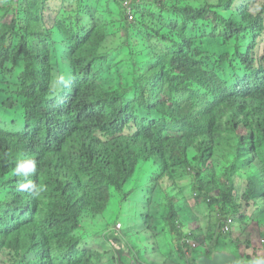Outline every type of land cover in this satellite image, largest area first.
Returning <instances> with one entry per match:
<instances>
[{"label":"trees","instance_id":"1","mask_svg":"<svg viewBox=\"0 0 264 264\" xmlns=\"http://www.w3.org/2000/svg\"><path fill=\"white\" fill-rule=\"evenodd\" d=\"M123 1L52 15L47 0H0V264H101L83 238L119 213L108 238L145 232L175 264L221 236L246 255L264 240V1L129 0L133 19ZM144 181L139 210L125 188ZM192 202L210 209V233L184 225L199 219Z\"/></svg>","mask_w":264,"mask_h":264},{"label":"rangeland","instance_id":"2","mask_svg":"<svg viewBox=\"0 0 264 264\" xmlns=\"http://www.w3.org/2000/svg\"><path fill=\"white\" fill-rule=\"evenodd\" d=\"M47 1L52 5V8H50L52 11V15H57V14L59 15L62 11V8H64V6L67 3L69 4L71 0L70 1H67V0H47ZM103 1L106 2L107 0H103ZM261 1H264V0H251L252 6H256V7L261 6V4H260ZM21 3H23V0H21ZM106 4H104V7L107 10L108 7L106 6ZM110 5L111 6L108 10L116 8L113 4L110 3ZM257 10H259V9H257ZM20 17H23L22 13L20 14ZM103 18L106 20L109 18V15L106 14V15H104V17H103V15H101V20ZM112 18H116V16L113 15ZM157 18L159 20H161L164 25L168 24V19H167L166 15H164V16L158 15ZM66 19H69V17H67ZM102 21H103V23L114 22V21H106L105 22L104 20H102ZM48 27H51V26L49 25ZM45 29H47V27H45ZM53 35L58 40L63 41V42L65 41L66 47H67V42H66V40H64V35L60 30H54ZM121 41L122 42L128 41V37H126V36L123 37ZM132 44H133L132 48H127V49L123 50V51H126V54L123 55V58H131L132 57L131 54L136 51L135 41H133ZM68 49L70 50V48H68ZM119 53H120V51L117 53V55ZM125 69L131 70L132 69L131 64H127ZM118 73H119V70L116 71L115 76H117ZM16 77H17V73H16L14 79ZM10 84L12 85L13 81H10ZM2 100H3V95L0 94V103L2 102ZM22 104H23V100H21L20 105L17 106L15 109H13L12 112L8 115V117L6 118V122L8 124L11 123L12 118L17 117L23 111ZM146 177L147 176H145V179H146ZM131 185H133V184H131ZM136 185L137 186L127 185L125 188V191H132L133 189H136V191L135 190L132 191L131 196L137 200V206H138V209L140 210V209H142L141 205L146 204L144 201H145V196L147 195V187L148 186H146L145 181H144V183H137ZM133 187H136V188H133ZM6 195H7V192L0 190V198H3ZM118 202H119V200L118 199L116 200L114 198V196H112L111 205L107 211L108 216H111V217L113 216L114 208L116 206H118ZM192 205H193V206H191L192 207V213H190V215L191 216L196 215L199 219H198V221H193V220H190V219H192V217L185 216L182 219L184 225H185L186 221L188 223H190L189 225L191 228L198 227L201 225L204 229H206V231H205L206 234L210 233V232H208L209 224H210V221L212 218L210 209L205 205L195 206L193 204V202H192ZM122 214L123 213L115 214V216L113 217V219L110 222L104 223L103 224L104 228L102 231L98 232V237L95 238L94 237V231L92 229H90L87 232V239L83 238V243L88 248H90L94 251L98 250L101 253L106 252L107 258H105L101 264H124L123 259H126L127 257H131L132 253L135 254L136 256H139L140 260L137 257L136 258L139 260V262L141 264H175V263H171V260L168 256V254L164 251V249H162L161 247H159L158 245L153 243V240L150 238V234H147L145 232H143L141 234H137L135 232L125 233V236L129 241V243L127 245H125V243L119 237L108 238L109 236L113 235L114 233L116 235L117 230H120L122 232V229L124 227L123 217L126 216L125 213L123 215ZM91 216H92L91 214L86 215V217L84 219V224L86 222H90L89 218H91ZM99 218H101V217H98L97 219H99ZM117 219H119L120 222L117 225H115L114 222H116ZM143 223H144V221H143L141 214H138L137 218H136V224H137L136 229H140V228L144 227ZM249 223L251 225L256 224L252 220H250ZM119 224H120V226H119ZM159 224H162V222H159ZM215 229H216V227H215ZM213 231H211V232H213ZM186 233H188V235H189V234H191V231L186 232ZM120 236L123 240H125L121 233H120ZM199 236L201 237V234H199ZM219 241H220V244L223 242H227L228 237L221 236ZM238 247H239V249H237V250L235 249L236 251H243V247L241 245H239ZM127 248H129V249H127ZM159 251H163L166 256L158 258L157 255H158ZM167 251L169 252L170 249L167 248ZM132 257H135V256H132ZM187 264H189V262Z\"/></svg>","mask_w":264,"mask_h":264},{"label":"water","instance_id":"3","mask_svg":"<svg viewBox=\"0 0 264 264\" xmlns=\"http://www.w3.org/2000/svg\"><path fill=\"white\" fill-rule=\"evenodd\" d=\"M192 256L195 264H264V259L260 256L253 258L236 251L234 242L229 239L214 247L212 255L201 250H193ZM125 264H138V262L129 257Z\"/></svg>","mask_w":264,"mask_h":264},{"label":"built area","instance_id":"4","mask_svg":"<svg viewBox=\"0 0 264 264\" xmlns=\"http://www.w3.org/2000/svg\"><path fill=\"white\" fill-rule=\"evenodd\" d=\"M123 7L125 8V10L127 11V13H130V15L128 16L129 19H133V16L131 15V6L129 3V0H124L123 1ZM233 219L231 217H228V219H226V221L224 222L223 226H222V231L224 232H229L232 228V224H233ZM120 226V224H119ZM186 241L188 244H190L192 247H196L200 244V241L195 239L192 236H188L186 238ZM264 240H261V245L259 247H255L253 248V251L256 253H264Z\"/></svg>","mask_w":264,"mask_h":264},{"label":"crops","instance_id":"5","mask_svg":"<svg viewBox=\"0 0 264 264\" xmlns=\"http://www.w3.org/2000/svg\"><path fill=\"white\" fill-rule=\"evenodd\" d=\"M67 1H70V0H67ZM52 6V5H51ZM89 11H94L95 9H96V7H95V5H94V2L92 1V2H88V8H87ZM89 13V12H88ZM90 14H91V12H90ZM92 20H87V22L88 23H90ZM238 249H239V247H238ZM251 250L253 251V248L251 247ZM251 250L250 249H247L246 250V253H247V255L248 254H250L251 253ZM238 252H240V253H242L243 255H246L245 253H244V251H238ZM257 254H259L260 255V257L261 256H263L264 255V253H257ZM262 259H264L263 257H261Z\"/></svg>","mask_w":264,"mask_h":264},{"label":"clouds","instance_id":"6","mask_svg":"<svg viewBox=\"0 0 264 264\" xmlns=\"http://www.w3.org/2000/svg\"><path fill=\"white\" fill-rule=\"evenodd\" d=\"M33 168H34V165H33ZM18 171V169H16V172ZM21 187H27V185H21Z\"/></svg>","mask_w":264,"mask_h":264}]
</instances>
